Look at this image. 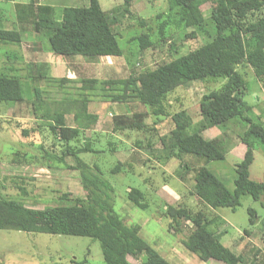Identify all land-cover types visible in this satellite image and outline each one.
Segmentation results:
<instances>
[{"label": "rangeland", "instance_id": "1", "mask_svg": "<svg viewBox=\"0 0 264 264\" xmlns=\"http://www.w3.org/2000/svg\"><path fill=\"white\" fill-rule=\"evenodd\" d=\"M28 1L0 0V28L17 29L20 33L19 42H0V72L18 77L22 86L21 101L0 102V197L43 208L71 204L76 196L85 195L79 171L71 167L76 164L74 158L66 156L61 163L53 156L61 154L63 145L54 138L47 125L49 120L42 118V114L62 111L66 123L75 125L73 114L77 111L76 106L80 100L88 98L87 109L97 116V120L91 128L83 131L79 139L87 140L94 152L81 153L80 157L110 184L114 211L125 223L139 224V235L172 264H225L215 259L200 260L183 245L190 231L189 225L181 230L171 227L169 219L161 214L170 204L181 203L194 211L203 208L209 218L218 216L219 223L211 224L210 229L219 235L220 242L244 256L245 260L238 264H264L261 236L263 201H256L246 194L241 196L240 204L234 210L229 207L212 210L203 206L192 193L190 175L184 179L179 177L183 160L175 154L167 159L163 152L159 138H165L169 143L174 129L169 115H160V120H157L150 108L134 97L113 101L104 94L118 90L107 86L103 89L100 82L96 83L95 89L82 88V79L126 78L130 74L153 69L211 40L215 30L210 17V3L201 6L205 17L202 26L182 28L169 15L168 0H132L127 11L123 0H98L101 8L116 18L113 30L117 34L121 55L66 58L50 50L45 33L35 32L30 23L16 18L14 3ZM34 1L52 5L57 17L65 5L88 4V0ZM162 22H165L164 40L159 32ZM192 30L196 36L185 38V34ZM146 33L152 45L141 48L139 36ZM238 69L247 74L244 99L251 105L247 115L264 125V85L249 66L241 65ZM60 79L61 86L57 83ZM223 81L221 78L194 80L177 87L168 95L167 111L171 114L186 109L196 126L201 118L200 98L204 93L218 89ZM34 88H38L43 103L39 109L33 106ZM139 111L146 112L144 121L147 124L158 121L153 136L133 130L113 131L114 115ZM246 127L244 122L232 120L225 125L201 130L200 134L205 139L222 140L225 157L205 163L187 154L184 161L190 165H205L232 190L235 166L246 150L241 139ZM22 129L27 130L26 135L22 134ZM147 138L154 143V151L136 146L137 140L145 145ZM253 154L250 178L262 181L264 143L253 142ZM117 163L120 169L114 172L112 169ZM131 187L143 192L145 208L133 205L127 198ZM250 210L254 211L253 215ZM251 217L255 220L253 224L249 221ZM128 259L132 264H139L140 259L132 256ZM0 264L105 263L99 241L87 236L0 229Z\"/></svg>", "mask_w": 264, "mask_h": 264}, {"label": "trees", "instance_id": "2", "mask_svg": "<svg viewBox=\"0 0 264 264\" xmlns=\"http://www.w3.org/2000/svg\"><path fill=\"white\" fill-rule=\"evenodd\" d=\"M123 2L127 11L132 0ZM206 2L210 3V17L214 22L215 35L211 40L153 69L130 74L126 78L101 81L82 79V88L92 90L100 82L103 89L107 86L118 90L113 94H104L113 101L134 97L142 105L148 106L157 120H160V115H169L174 125L172 138H169V143L165 142V138H159L166 158L175 154L179 160H183L179 177L184 179L190 175L192 193L203 206L212 210L218 207L234 210L240 204L241 196L246 194L264 202V179L255 181L250 178L249 172L254 158L253 142L264 143V125L247 115L251 109L244 99L247 74L238 69L241 65L249 66L257 80L264 85V0H168L169 15L182 28L200 27L205 19L201 6ZM14 9L17 19L30 23L35 32L45 33L49 48L55 55L66 58L76 55H121L117 34L113 30L116 18L106 13L98 0H88L87 5H65L59 17L52 5L34 0L16 2ZM164 26L165 22H162L159 28L163 40ZM195 36L194 30L185 34V38ZM139 39L141 48L152 45L147 33L141 34ZM19 41L18 30L0 28V42ZM218 78L224 80L220 87L204 93L200 98L201 118L196 126L186 109L169 114L167 98L177 87L186 86L194 80ZM61 81H57L59 86ZM34 93L33 106L39 109L43 103L38 88H34ZM21 100L19 78L0 72V102ZM87 102L88 98H83L77 104V111L73 114L75 125L66 123L62 111L42 114V118L49 120L47 125L54 138L63 145L61 154L53 156L61 163L66 156L74 158L76 164L71 167L78 169L85 195L76 196L71 204L43 208L0 197V229L87 236L99 241L105 264H132L128 256L140 259L139 264H172L139 235V224H127L119 217L113 208L110 184L80 157L81 153L94 152L87 140L79 139L83 131L91 128L97 120V116L88 111ZM145 117L146 112L141 111L116 114L112 117L113 131L133 130L148 132L153 136L158 121L147 124ZM232 120H240L247 127L241 136L246 150L235 166L234 188L230 190L212 170L199 163L190 165L184 161V155L195 156L205 163L222 160L226 153L222 140L205 139L200 131L214 125H225ZM21 131L23 135L27 134V130ZM136 146L154 151L150 138H147L145 145L137 140ZM119 169L120 164L117 163L112 171ZM127 198L139 208L146 207L144 194L138 188L131 187ZM161 212L162 217L169 219L171 227L181 230L189 225L190 231L183 245L200 260L215 259L225 264H238L245 260L243 255L224 246L219 235L210 229L211 224L219 223L218 216L209 218L203 208L194 211L181 203L170 204ZM249 212L254 214L252 210ZM249 221L251 224L255 222L252 217ZM262 223L264 251V220ZM244 231L247 232L246 229Z\"/></svg>", "mask_w": 264, "mask_h": 264}, {"label": "crops", "instance_id": "3", "mask_svg": "<svg viewBox=\"0 0 264 264\" xmlns=\"http://www.w3.org/2000/svg\"><path fill=\"white\" fill-rule=\"evenodd\" d=\"M3 29H6V28H3ZM14 30H17V29H14Z\"/></svg>", "mask_w": 264, "mask_h": 264}]
</instances>
